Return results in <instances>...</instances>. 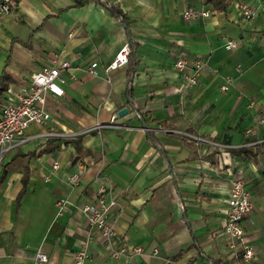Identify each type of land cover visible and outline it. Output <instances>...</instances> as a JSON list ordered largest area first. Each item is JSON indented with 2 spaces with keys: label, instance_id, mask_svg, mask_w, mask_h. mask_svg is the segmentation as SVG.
Returning <instances> with one entry per match:
<instances>
[{
  "label": "crops",
  "instance_id": "obj_1",
  "mask_svg": "<svg viewBox=\"0 0 264 264\" xmlns=\"http://www.w3.org/2000/svg\"><path fill=\"white\" fill-rule=\"evenodd\" d=\"M242 4L259 10L264 0H231L222 12L209 0H16L0 15V109L7 89L18 92L59 52L77 68L62 73L64 96L49 98L51 122L30 125L29 140L0 169V180L6 171L0 264H36L37 252L46 255L45 264H73L83 247L90 253L86 264H264V16L244 20ZM109 6L122 10L127 29ZM191 9L210 16L184 21ZM228 40L237 48L228 49ZM129 41L130 64L106 75L104 67ZM180 58L203 63L198 86L187 94L174 67ZM93 62L97 76L84 70ZM226 78L229 90L221 92ZM123 108L127 114L118 117ZM237 148L246 151H231ZM18 152L23 156L11 162ZM26 166L28 184L16 205ZM76 172L78 183L71 185ZM237 174L253 200L242 224L243 242L254 253L249 263L241 248L216 235ZM100 185L120 205L118 236L143 254L114 259L97 235L86 241L81 210ZM60 198L69 204L57 216Z\"/></svg>",
  "mask_w": 264,
  "mask_h": 264
},
{
  "label": "built area",
  "instance_id": "obj_2",
  "mask_svg": "<svg viewBox=\"0 0 264 264\" xmlns=\"http://www.w3.org/2000/svg\"><path fill=\"white\" fill-rule=\"evenodd\" d=\"M101 1V0H99ZM16 0H0V15L9 14ZM241 17L246 21L254 20L258 15L264 16V6L257 10L248 4H242L239 7ZM210 16V11L187 10L182 14V19L187 22H193L198 18H206ZM228 49H236L238 44L235 40L227 41ZM65 54L64 51L55 55V63L53 65L42 66L37 72L31 75L29 81L18 92L7 89L6 98L0 109V169L3 167L7 158L15 151L16 148L27 142L29 138L25 137V130L30 125L44 126L51 122V110L49 98H59L64 96L66 78L62 73H71L77 68L73 67L67 59H60ZM130 47L125 43L108 65L104 67L105 74L128 64ZM97 62L91 63L84 70L91 76H97ZM202 60L195 58L192 60L178 59L174 63L175 69L180 73L181 84L180 91L188 93L196 88L199 83L200 71L202 69ZM231 83L230 78L224 79L219 86L221 92H227ZM262 121V119H261ZM106 127V126H97ZM117 127V126H111ZM42 136L54 135L53 133L41 134ZM197 141H204L203 138L196 135H188ZM53 169L58 167V163L54 162ZM81 171L84 169L82 164L78 165ZM79 180V173H73L68 182L76 185ZM245 179L242 175H233L229 183V196L227 200L226 222L222 230L216 233L217 236H223L228 239L229 246L233 250L241 248L242 259L249 263L253 259V250L250 246L243 242L244 229L243 221L251 214L253 209V200L250 192L245 188ZM69 202L65 198H60L55 202L56 215L60 216L64 213ZM120 205L112 196L111 188L105 185L98 186L94 201L87 203L82 208V214L88 225L87 242L92 239L93 235H97L103 250L114 259L126 255L133 258L143 254V249L139 246L132 248L123 244V238L117 234V222L119 218ZM158 251L154 249L152 255H157ZM90 258L87 247H83L73 253V264H86ZM36 264H45L47 257L41 252L35 254Z\"/></svg>",
  "mask_w": 264,
  "mask_h": 264
},
{
  "label": "trees",
  "instance_id": "obj_3",
  "mask_svg": "<svg viewBox=\"0 0 264 264\" xmlns=\"http://www.w3.org/2000/svg\"><path fill=\"white\" fill-rule=\"evenodd\" d=\"M230 1L231 0H209V2L212 4L214 9L216 11H218V12L224 11L228 7V5L230 4ZM108 9H109L110 13L112 14V16L116 20H119V21L123 22V24L126 26V29H127V23H126V20H125L126 18H125L124 13L122 12V10L119 7H117V6H109ZM128 44H129V47H130V54H129L128 64H130L131 56L134 55V44L132 42H130V41L128 42ZM135 66H136V62H135L133 67L135 68ZM134 70L135 69H133V71ZM130 81H131V79H130ZM3 91H5V88L0 86V93H2ZM127 97H128V101L131 102V100H130V91L129 90L127 91ZM143 127L147 128V126H145V124L143 125ZM80 137H81V135H78L77 138H80ZM148 137L150 138V140L153 141V138H152L150 133H148ZM65 140H67V139L65 138ZM231 151L233 153H235V154H239V153L245 152L246 150H245V148H237V149H231ZM21 156H23V154H21L19 152L16 153V155L11 160V162L15 161L18 157H21ZM11 162H9L8 165ZM8 165H6L5 167H7ZM5 172H4L3 178L0 180V183H1V181H3V179L6 176ZM28 175H29V170H28V167L26 166L25 169H24L23 177H22V189L20 190V192H19V194H18V196L16 198V201H15L16 205L19 203L20 198L22 197V195L25 192L26 186L28 184ZM175 258H177V257H175ZM210 261L212 262V264H225L224 262H221L219 260H214L213 259V260H210Z\"/></svg>",
  "mask_w": 264,
  "mask_h": 264
},
{
  "label": "water",
  "instance_id": "obj_4",
  "mask_svg": "<svg viewBox=\"0 0 264 264\" xmlns=\"http://www.w3.org/2000/svg\"><path fill=\"white\" fill-rule=\"evenodd\" d=\"M126 114H127V109L126 108H123L120 111H118L117 116L118 117H123Z\"/></svg>",
  "mask_w": 264,
  "mask_h": 264
}]
</instances>
